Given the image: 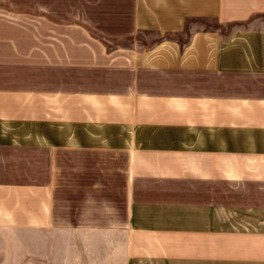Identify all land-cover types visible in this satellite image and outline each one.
<instances>
[{"label": "crops", "instance_id": "obj_1", "mask_svg": "<svg viewBox=\"0 0 264 264\" xmlns=\"http://www.w3.org/2000/svg\"><path fill=\"white\" fill-rule=\"evenodd\" d=\"M1 1L0 264H264V0Z\"/></svg>", "mask_w": 264, "mask_h": 264}, {"label": "rangeland", "instance_id": "obj_2", "mask_svg": "<svg viewBox=\"0 0 264 264\" xmlns=\"http://www.w3.org/2000/svg\"><path fill=\"white\" fill-rule=\"evenodd\" d=\"M5 1L10 2V4H15L17 7L18 6L22 7L27 4L26 2L24 3L23 0H5ZM86 1L87 0H63V8H62L63 20L64 21L70 20V18L72 17L71 15L78 14L79 15L78 18L80 19V24L86 27L89 30V33L91 32L94 36L102 37L103 43L108 49L116 47V46H136L140 48L141 50H146L148 46L151 44L149 43L151 40L153 39L160 40L163 38L177 43L179 48L182 49V47L188 41V37L194 31L204 28L207 25L208 27L210 26L211 28H215V27L219 28L222 32L220 33V36L222 37H226L229 33L232 35L234 31L242 28L240 25L223 27L221 25L216 26L214 22H210V24H206L198 20L190 19L185 22L184 32L179 33V34L167 32V31L158 32V33H150L145 30H141L139 32H136L132 36L110 38V37H106L102 34L97 33L90 27V25H95L96 22H101L102 19L96 18V17L95 19L84 17L83 12H86L87 9H89L88 11L94 13V15H98L99 17H101L102 16L101 14H103L102 8L105 7L106 9V7L112 6V7H109L110 11L109 12L107 11L108 13L112 14L114 13L113 7L116 6L114 4L117 2V0H98V1L93 0V5L86 3ZM0 3L4 5L6 4V2H3L1 0H0ZM34 4H36V1L32 0V5ZM86 22L88 23V25L86 24ZM259 23L262 24L264 23V21L263 20L259 21ZM8 245L9 244L7 242H2V241L0 242V246L3 248H6ZM12 248L16 250L14 247H11V249Z\"/></svg>", "mask_w": 264, "mask_h": 264}, {"label": "trees", "instance_id": "obj_3", "mask_svg": "<svg viewBox=\"0 0 264 264\" xmlns=\"http://www.w3.org/2000/svg\"><path fill=\"white\" fill-rule=\"evenodd\" d=\"M90 34L92 35V36H94L91 32H90ZM95 38H97L100 42H102V44H104L103 43V38L102 37H96V36H94ZM105 46V45H104ZM105 48H106V50H108V48L105 46Z\"/></svg>", "mask_w": 264, "mask_h": 264}]
</instances>
